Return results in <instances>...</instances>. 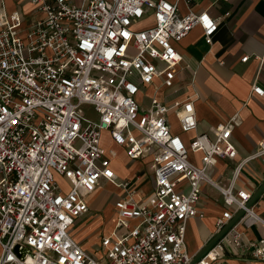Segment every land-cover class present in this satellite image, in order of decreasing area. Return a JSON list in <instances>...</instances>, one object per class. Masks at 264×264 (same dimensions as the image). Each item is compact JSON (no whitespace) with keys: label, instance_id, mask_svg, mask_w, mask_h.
<instances>
[{"label":"built area","instance_id":"2783aa9c","mask_svg":"<svg viewBox=\"0 0 264 264\" xmlns=\"http://www.w3.org/2000/svg\"><path fill=\"white\" fill-rule=\"evenodd\" d=\"M31 2L43 15L24 27L20 11L0 0V264H189L186 223L204 216L202 185L223 198L216 232L245 213L194 264L217 263L227 247L264 262V237L246 240L239 228L264 221L246 208L251 194L235 187L242 166L264 157V137L227 184L216 181L209 169L237 154V116L210 136L198 131L195 94L176 95L186 90L176 43L195 26L211 43L218 20L192 0ZM251 92L264 95L256 84ZM171 114L192 136L172 130ZM105 133L115 148L105 147ZM118 149L149 159L150 194L138 177L118 178ZM101 180L122 195L113 227L86 248L71 229Z\"/></svg>","mask_w":264,"mask_h":264},{"label":"crops","instance_id":"0c3cea01","mask_svg":"<svg viewBox=\"0 0 264 264\" xmlns=\"http://www.w3.org/2000/svg\"><path fill=\"white\" fill-rule=\"evenodd\" d=\"M8 12L19 10L23 26L42 17V12L31 0H3ZM194 11L207 10L218 20V28L212 35L211 43L205 41L199 26L178 43L176 48L182 55L179 65L178 80L186 83L185 93L195 94L194 107L198 120V131L213 135L212 128L226 122L236 114L237 124L233 127L231 138L237 149L234 158H219L216 165L209 169V175L216 181L227 184L231 180L234 167L246 156L252 154L258 142L264 137V95L258 96L251 92L253 84L264 90V0H192ZM248 55L246 61L242 57ZM182 93V94H181ZM175 95V96H176ZM172 130L187 139L192 133H182L173 114L170 115ZM106 148L114 147L108 134H104ZM115 148V147H114ZM113 168L119 179H134L138 177V187L141 194L148 195L153 187V176L147 165L148 160H130L122 151L117 150ZM200 153L191 155L199 165ZM123 170L119 171L115 164ZM264 181V157L246 162L235 181L236 188H245L252 194ZM101 185H107L116 190L117 200L121 197V189L111 183L101 180ZM97 190V189H96ZM96 190L89 196L88 205ZM116 200V201H117ZM115 201V202H116ZM115 205V204H114ZM114 205H109L106 214L109 225L99 228L90 241L83 244L82 234L75 227L84 221L88 214L76 220L71 229L72 237L90 248L97 241L102 231L110 230L115 222ZM252 207L254 213L264 221V192ZM197 209L204 213L203 217L190 218L186 223V244L191 254L197 253L215 234L216 219L225 209L220 193L209 185H202V195L197 203ZM98 222L96 221V224ZM246 240H256L264 237V224L253 223L242 226ZM90 245V246H87ZM264 264L252 259L248 254L235 255L229 247L223 258L215 264Z\"/></svg>","mask_w":264,"mask_h":264},{"label":"rangeland","instance_id":"374dc122","mask_svg":"<svg viewBox=\"0 0 264 264\" xmlns=\"http://www.w3.org/2000/svg\"><path fill=\"white\" fill-rule=\"evenodd\" d=\"M83 108L87 115L91 114V109L88 106H84ZM196 158L200 159L198 155H196ZM115 165L119 171L123 170V167L120 165V163ZM116 200L117 196L115 189H112L107 185H101L100 188H97L90 202L88 216L84 221L75 227L76 232H79L83 235L81 238L83 244L90 242L93 243L95 238L92 239L93 241H90V238L95 235V231L99 228L101 229L108 227L109 217L106 214V209L109 205H114ZM96 221L98 222L97 224Z\"/></svg>","mask_w":264,"mask_h":264},{"label":"water","instance_id":"95a60500","mask_svg":"<svg viewBox=\"0 0 264 264\" xmlns=\"http://www.w3.org/2000/svg\"><path fill=\"white\" fill-rule=\"evenodd\" d=\"M264 192V181L257 187V189L251 194L250 199L246 203V208H250L254 205L256 200L261 196ZM245 213L243 209L239 210L237 213L233 215V217L218 231L215 233L209 241L197 252L195 253L193 259L189 264H194L198 261L214 244L218 241L234 224L238 222V220Z\"/></svg>","mask_w":264,"mask_h":264}]
</instances>
